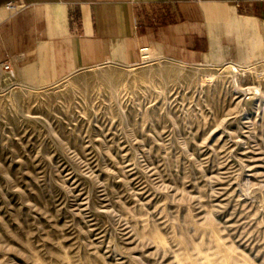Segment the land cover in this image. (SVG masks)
<instances>
[{"label":"rangeland","instance_id":"rangeland-1","mask_svg":"<svg viewBox=\"0 0 264 264\" xmlns=\"http://www.w3.org/2000/svg\"><path fill=\"white\" fill-rule=\"evenodd\" d=\"M147 48L0 70V264H264V54Z\"/></svg>","mask_w":264,"mask_h":264},{"label":"crops","instance_id":"crops-1","mask_svg":"<svg viewBox=\"0 0 264 264\" xmlns=\"http://www.w3.org/2000/svg\"><path fill=\"white\" fill-rule=\"evenodd\" d=\"M143 47L195 62L261 56L264 0H0V70L37 85L136 62Z\"/></svg>","mask_w":264,"mask_h":264},{"label":"bare ground","instance_id":"bare-ground-1","mask_svg":"<svg viewBox=\"0 0 264 264\" xmlns=\"http://www.w3.org/2000/svg\"><path fill=\"white\" fill-rule=\"evenodd\" d=\"M143 55H144L143 58H145L147 60L150 59V58H152L154 56V54L150 51V49H148L146 52H144Z\"/></svg>","mask_w":264,"mask_h":264}]
</instances>
